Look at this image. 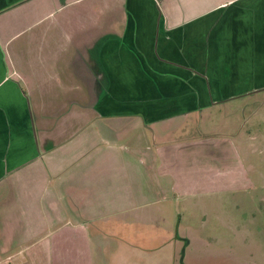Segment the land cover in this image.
Wrapping results in <instances>:
<instances>
[{
	"label": "crops",
	"instance_id": "obj_1",
	"mask_svg": "<svg viewBox=\"0 0 264 264\" xmlns=\"http://www.w3.org/2000/svg\"><path fill=\"white\" fill-rule=\"evenodd\" d=\"M260 94L264 0H0V264H128L131 215L175 189L144 198L145 152ZM171 228L150 263L178 264Z\"/></svg>",
	"mask_w": 264,
	"mask_h": 264
},
{
	"label": "rangeland",
	"instance_id": "obj_2",
	"mask_svg": "<svg viewBox=\"0 0 264 264\" xmlns=\"http://www.w3.org/2000/svg\"><path fill=\"white\" fill-rule=\"evenodd\" d=\"M229 105L218 109L226 113ZM235 105H240V114L222 116L216 109L211 116L194 115L185 132L177 129L157 138L158 144L179 139L177 144L162 145V164L153 152L142 156L147 162L151 157L150 170L138 172L146 188L144 198L152 201L165 196L159 173H169L175 179L169 187L175 185V189H167L172 202L152 204L140 215H131V226L123 229L131 247L124 252L128 264H139V260L155 264L148 255L168 239L170 226L173 237L179 232L190 240L185 264H264V96L236 100ZM189 138L193 143L182 147L181 141ZM65 235L70 236V229ZM110 245L114 247L108 260L112 264L111 256L121 250L116 242ZM93 249L96 264H102L97 242ZM65 256V261L54 257V263L75 264L77 255ZM152 258L156 260V255Z\"/></svg>",
	"mask_w": 264,
	"mask_h": 264
},
{
	"label": "flooded vegetation",
	"instance_id": "obj_3",
	"mask_svg": "<svg viewBox=\"0 0 264 264\" xmlns=\"http://www.w3.org/2000/svg\"><path fill=\"white\" fill-rule=\"evenodd\" d=\"M175 238H176V241L179 242V246L176 249L177 254H178L177 263L178 264H185L184 257H185V253H186V247L189 245L190 240L187 237H182L179 234V232Z\"/></svg>",
	"mask_w": 264,
	"mask_h": 264
}]
</instances>
